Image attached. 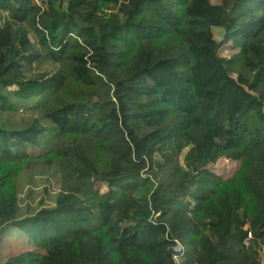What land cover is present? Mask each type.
Masks as SVG:
<instances>
[{
    "label": "trees",
    "instance_id": "trees-1",
    "mask_svg": "<svg viewBox=\"0 0 264 264\" xmlns=\"http://www.w3.org/2000/svg\"><path fill=\"white\" fill-rule=\"evenodd\" d=\"M228 42L236 53L219 56ZM41 59L51 64L25 75ZM44 96L40 118L4 117ZM40 119L55 140L32 155ZM222 160L237 168L216 174ZM42 170L59 176L53 206L17 217L20 176ZM246 224L251 239L243 230L215 262ZM10 230L34 250L1 264H171L175 241L186 264H259L264 0H0V235Z\"/></svg>",
    "mask_w": 264,
    "mask_h": 264
},
{
    "label": "rangeland",
    "instance_id": "rangeland-1",
    "mask_svg": "<svg viewBox=\"0 0 264 264\" xmlns=\"http://www.w3.org/2000/svg\"><path fill=\"white\" fill-rule=\"evenodd\" d=\"M211 2L216 4L218 3V0H211ZM211 33L213 38L218 42L223 39L224 33L221 29L213 28ZM30 35L32 41L36 44L32 33H30ZM36 48L39 49L37 45ZM233 53H236V50L231 47L230 42L223 45L218 51L219 56L226 58L230 57ZM50 64V62L41 59L34 63L31 69H26L25 75L32 76L35 73L43 71L44 68ZM46 97L47 96L37 98L32 102L25 103V105L16 103V111L14 113L5 114L4 117H6L7 120L14 125L18 124L23 119H28L31 116L40 118L38 110L42 100ZM40 122L47 125L48 130L39 140L37 145L29 146L28 152L32 155H39L43 153L53 145L55 140L56 133L53 129L55 126L46 121L43 122L42 119H40ZM236 168V164L230 161L222 160L218 161L212 170L216 174L227 176L230 175ZM58 177L59 176H57L55 172L50 174L49 172L43 170L37 172L26 171L22 173L18 181L19 193L17 201V217L23 218L42 208L52 207L56 193L59 189ZM93 187L101 193L106 191L104 183L101 182L93 183ZM31 250H34V248L29 245L26 238L14 230L4 232L0 235V264L9 256Z\"/></svg>",
    "mask_w": 264,
    "mask_h": 264
},
{
    "label": "built area",
    "instance_id": "built-area-1",
    "mask_svg": "<svg viewBox=\"0 0 264 264\" xmlns=\"http://www.w3.org/2000/svg\"><path fill=\"white\" fill-rule=\"evenodd\" d=\"M247 223V222H246ZM245 230H249V225L246 224ZM251 239V233L248 231L244 242H248ZM259 264H264V243H259ZM186 256L183 245L175 241V244L171 250V264H186Z\"/></svg>",
    "mask_w": 264,
    "mask_h": 264
},
{
    "label": "crops",
    "instance_id": "crops-1",
    "mask_svg": "<svg viewBox=\"0 0 264 264\" xmlns=\"http://www.w3.org/2000/svg\"><path fill=\"white\" fill-rule=\"evenodd\" d=\"M243 230H245V228L237 229V230L234 232V236L229 240V247H228V249H227V253H226V255H224V256H220V257H215V256L213 255L212 258H213V260H214L215 262H216V261L220 262V259H221L222 257H225V256L229 255L230 250H231V247H232V241H233V239H235V237H236L238 234H240ZM232 234H233V233H232ZM229 236H231V234L228 235V236H226V238H225V239H224L219 245H217L216 247H213V248H211V249H209V250L198 249V250H197L195 253H193L192 256L190 257L191 261L194 262V263H196L197 260H199L202 256L206 255L207 253H211V254H213L212 250L220 249L219 247H221L222 244H223L226 240H228V237H229Z\"/></svg>",
    "mask_w": 264,
    "mask_h": 264
}]
</instances>
